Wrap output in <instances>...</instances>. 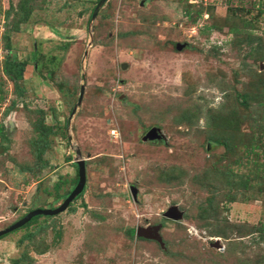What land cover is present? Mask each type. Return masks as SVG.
Masks as SVG:
<instances>
[{
  "label": "rangeland",
  "instance_id": "374dc122",
  "mask_svg": "<svg viewBox=\"0 0 264 264\" xmlns=\"http://www.w3.org/2000/svg\"><path fill=\"white\" fill-rule=\"evenodd\" d=\"M99 1L34 0L22 22L0 0V231L87 167L66 212L0 239V264H264V0H107L92 21ZM156 226L165 247L130 234Z\"/></svg>",
  "mask_w": 264,
  "mask_h": 264
},
{
  "label": "water",
  "instance_id": "95a60500",
  "mask_svg": "<svg viewBox=\"0 0 264 264\" xmlns=\"http://www.w3.org/2000/svg\"><path fill=\"white\" fill-rule=\"evenodd\" d=\"M107 0H100L98 5L96 6L93 16H92V21H94L99 13L100 8L106 3ZM178 48H181L180 46ZM127 64H123V68H126ZM84 94H85V86L83 85L81 88V95L79 98L78 105H81L84 99ZM78 106H76L73 114L76 112ZM163 139V136L161 134L160 128L158 127H152L147 134L144 137V141H161ZM79 156H81V150H78ZM76 164L78 166V171H79V181L73 191L69 194V196L64 200V202L53 209H35L28 213L26 216H24L22 219L19 221L15 222L8 228L1 230L0 231V239L3 236H6L10 233H13L14 231L24 227L26 224H28L30 221H32L33 218L37 216H57L59 214H62L66 212L71 204L81 195L84 193L87 185V167H86V160L83 158H79L76 161ZM135 194V191H134ZM168 218H173V219H179L181 215H177L174 211H170L166 214ZM161 230V226H156V227H139L136 230V235L139 238H144V239H149V240H155L161 243L163 247H165V244L163 242L162 236L159 234ZM211 246L215 249H221L222 243L219 239L215 240L211 244Z\"/></svg>",
  "mask_w": 264,
  "mask_h": 264
},
{
  "label": "trees",
  "instance_id": "16d2710c",
  "mask_svg": "<svg viewBox=\"0 0 264 264\" xmlns=\"http://www.w3.org/2000/svg\"><path fill=\"white\" fill-rule=\"evenodd\" d=\"M23 1H24L23 3L22 2L20 3V8L24 12V16L21 18V21L22 22H26L28 20V18L30 17V15H31V8L28 5L30 3H34V0H23ZM93 12H92L90 18H92ZM18 30H19V28H18ZM7 40H8V43H7L6 47L8 49H10L11 47H10V44H9V38H7ZM26 66H27L26 65V62L19 61L15 55H13L12 57H8L5 60L4 65H3V71H4V73L14 82L15 87H16V90H17V93L19 95H21L24 92L23 88L20 85V82L24 78V74H25V71H26ZM259 95H260V97H262L264 94H259ZM240 96H241V99H243V101L245 103V106H247L248 100L250 98L249 92L240 94ZM256 97H259V96L256 95ZM263 99H264V97H263ZM250 114L252 116H254V114H252V112ZM213 116H215V118L217 117V115H213ZM213 119L214 118H212V120ZM252 119H251V122H252ZM212 120L210 121V123H213L214 122V120L213 121ZM256 121H258V120L257 119L256 120H253V123L256 122ZM208 124H209V121H208ZM252 125H254V124H252ZM0 131L2 132L3 131V128H1ZM51 131L53 132V128L52 127H48L47 134L46 133L45 134L48 135V133H50ZM224 138H225L224 140H222V141L221 140H218L215 143H221L222 145H225L227 148H229L230 147V144H229L228 141H229V138L230 137L228 136V137H224ZM48 146L49 145L47 144L46 147H48ZM44 149L42 150V152H44ZM246 151H247V154L250 155V154H252V153H254L256 151V147L254 146L253 143H251V144L247 145ZM78 181H79V171L77 172V177H76V180L74 182V185H76L78 183ZM244 186L245 187H248L247 181H245V185ZM55 187H56V190L59 193V191L61 190L62 184L61 183L60 184L58 183V184L55 185ZM72 191H73V189L69 193H71ZM83 194H81L77 199L81 198L83 196ZM64 197H66V193H65V195L64 194H62V195L61 194H57V199L64 198ZM204 210H206V208H203V212H204L203 214H204V217H205L206 216L205 214H206L207 211H204ZM38 219H39L38 216L35 217V218H33L32 221H30L28 224H26L24 227H22L20 229L29 227L32 223L36 222ZM20 229H18L16 231H19ZM130 234L132 236L135 235L136 234V230L132 229L131 232H130ZM6 236H3L1 239H3ZM141 239H144V238H141ZM144 240H147V239H144ZM152 241H155V240H152ZM163 242H164V240H163ZM164 244H165V242H164ZM160 245H161V243H160Z\"/></svg>",
  "mask_w": 264,
  "mask_h": 264
},
{
  "label": "flooded vegetation",
  "instance_id": "af4514ba",
  "mask_svg": "<svg viewBox=\"0 0 264 264\" xmlns=\"http://www.w3.org/2000/svg\"><path fill=\"white\" fill-rule=\"evenodd\" d=\"M76 185H77V184H76ZM76 185H75V186H76ZM74 188H75V187H74ZM74 188H73V189H74Z\"/></svg>",
  "mask_w": 264,
  "mask_h": 264
}]
</instances>
